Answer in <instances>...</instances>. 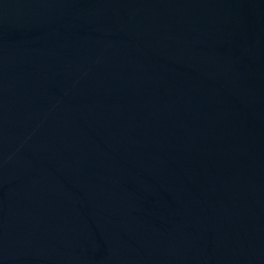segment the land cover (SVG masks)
I'll return each mask as SVG.
<instances>
[{"label": "water", "instance_id": "obj_1", "mask_svg": "<svg viewBox=\"0 0 264 264\" xmlns=\"http://www.w3.org/2000/svg\"><path fill=\"white\" fill-rule=\"evenodd\" d=\"M0 264H264V0H0Z\"/></svg>", "mask_w": 264, "mask_h": 264}]
</instances>
